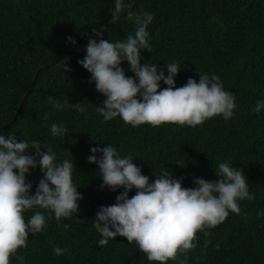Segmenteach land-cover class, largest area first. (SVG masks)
I'll return each mask as SVG.
<instances>
[{"label": "trees", "instance_id": "1", "mask_svg": "<svg viewBox=\"0 0 264 264\" xmlns=\"http://www.w3.org/2000/svg\"><path fill=\"white\" fill-rule=\"evenodd\" d=\"M123 2L130 8L112 23L114 0H0V135L39 140L41 147L51 145L58 163L72 160L73 182L83 196L79 212L59 223L48 210L26 211V222L37 211L44 214L46 227L29 234L27 247L18 249L10 264H159L149 262L138 245L124 237L99 245L102 237L93 223L96 213L100 206L115 204L124 191L102 189L99 166L88 162L92 147L107 144L123 157L131 155L150 183L167 171L184 178L183 187L194 188L195 178L219 179L215 167L226 161L242 170L255 199L239 201L241 213H230L207 237L198 232L197 247L187 253V264H264V215H258L264 212V109L252 111L257 101H264V0ZM129 10L154 14L148 27L152 51L141 50V64L157 65L167 75L166 63H180L176 87L189 78L199 82L201 73L219 76L224 90L236 97L231 119L216 116L196 127H132L119 117L104 120L96 107L103 106L106 97L78 60L85 57L90 38L99 41L94 30L102 31L110 42L134 35L135 25L126 18ZM65 57L70 58L68 72L60 64ZM121 67L127 76H135L127 61ZM166 87L161 81V89ZM50 96L61 104L82 102L86 111L57 110L48 103ZM53 123L66 127L67 134L53 136ZM42 177L39 166L30 169L26 176L33 185L30 194H35ZM135 194L133 189L129 197ZM54 246L68 252L58 256ZM16 256H23V261Z\"/></svg>", "mask_w": 264, "mask_h": 264}, {"label": "clouds", "instance_id": "2", "mask_svg": "<svg viewBox=\"0 0 264 264\" xmlns=\"http://www.w3.org/2000/svg\"><path fill=\"white\" fill-rule=\"evenodd\" d=\"M126 8L130 6L123 0H114L111 22L117 23ZM126 18L135 25L134 35L129 34L124 41L110 42L103 38L102 31L94 30L93 35L99 36V41L90 38L85 57L78 60L91 73L90 82L95 83L96 90L106 97L103 106L96 107L105 121L119 117L132 127L143 124L196 127L216 116H223L225 121L233 117L235 94L224 90L219 76L201 73L199 82L189 78L186 84L176 87L180 63H166L167 75L163 70L158 71L157 65H142L141 50L152 51L148 27L154 14L129 10ZM68 40L76 43L71 36ZM69 59L65 57L60 63L65 72L71 71ZM124 61L130 65L134 77L125 74L121 67ZM161 81L166 88L161 89ZM48 103L57 110L70 107L81 113L86 111L82 102L61 104L50 96ZM262 109L264 101H257L252 111L259 113ZM51 133L65 136L67 128L53 123ZM42 148L46 151H41ZM33 151L35 155L31 154ZM90 151L88 162L99 166L98 175L103 180L100 187L113 192L124 189L115 204L100 206L96 213L93 223L102 237L99 245L106 246L110 239L124 237L129 243L135 242L149 262L168 264L171 260L187 264V253L197 247L198 232L207 237L209 230L224 222L230 213H241L239 201L255 199L244 172L227 161L215 167L219 179L195 178L196 186L185 188L184 178H174L167 171L150 183L133 157L121 156L113 145L92 147ZM38 166L43 177L32 195L33 185L26 176ZM73 169L72 160L57 162L51 145L41 147L39 140L29 142L18 140L15 135H0V264H10V257L27 247L30 233L45 230L46 216L37 211L26 222V211L48 210L54 213L58 223L79 212L83 196L73 182ZM133 189L136 194L130 198ZM53 251L59 256L68 249L54 246Z\"/></svg>", "mask_w": 264, "mask_h": 264}, {"label": "water", "instance_id": "3", "mask_svg": "<svg viewBox=\"0 0 264 264\" xmlns=\"http://www.w3.org/2000/svg\"><path fill=\"white\" fill-rule=\"evenodd\" d=\"M41 69L39 71H37L36 75H35V78H34V81L31 85V87L29 88L28 92L26 93V95L24 96V99L22 101V104H21V107L23 106V104L26 102V100L28 99L33 87L35 86L37 80H38V77H39V73H40Z\"/></svg>", "mask_w": 264, "mask_h": 264}]
</instances>
